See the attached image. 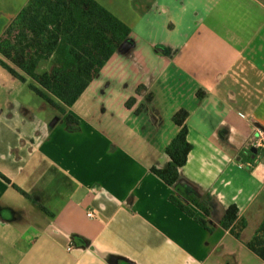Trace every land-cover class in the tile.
Masks as SVG:
<instances>
[{"label":"crops","instance_id":"0c3cea01","mask_svg":"<svg viewBox=\"0 0 264 264\" xmlns=\"http://www.w3.org/2000/svg\"><path fill=\"white\" fill-rule=\"evenodd\" d=\"M95 1L132 32L67 108L79 125L0 65V173L32 197L0 177V264H264L247 247L264 149L242 156L264 132V0ZM28 2L0 0V37ZM181 109L193 148L168 186L151 168L169 164ZM170 195L209 197L214 230ZM231 205L239 240L220 226Z\"/></svg>","mask_w":264,"mask_h":264},{"label":"trees","instance_id":"16d2710c","mask_svg":"<svg viewBox=\"0 0 264 264\" xmlns=\"http://www.w3.org/2000/svg\"><path fill=\"white\" fill-rule=\"evenodd\" d=\"M131 28L95 0H29L11 25L0 37V65L23 83L50 107L64 116L69 126L79 125V120L69 114L89 84L100 73L110 58L131 34ZM204 93L199 91V97ZM134 99L127 101L131 107ZM185 109L176 112L173 123L179 128L167 145L165 152L170 162L164 169L151 168V172L166 185L173 186L180 168L188 161L193 148L188 141ZM253 155L251 150L242 152ZM9 184L11 181L0 173ZM12 187L28 200L31 195L17 185ZM170 202L192 217L209 232L211 205L209 197L203 199L189 195L187 200L170 195ZM39 208L50 214L42 205ZM195 210L203 214L199 216ZM246 220L236 205L227 208L220 226L240 239ZM247 247L264 261V220Z\"/></svg>","mask_w":264,"mask_h":264},{"label":"built area","instance_id":"2783aa9c","mask_svg":"<svg viewBox=\"0 0 264 264\" xmlns=\"http://www.w3.org/2000/svg\"><path fill=\"white\" fill-rule=\"evenodd\" d=\"M255 148L257 150L264 149V132L258 130L257 134L250 140L249 148ZM248 167H252V164L248 163ZM88 217L94 218L95 214L91 211L88 212Z\"/></svg>","mask_w":264,"mask_h":264},{"label":"water","instance_id":"95a60500","mask_svg":"<svg viewBox=\"0 0 264 264\" xmlns=\"http://www.w3.org/2000/svg\"><path fill=\"white\" fill-rule=\"evenodd\" d=\"M251 152L254 153V154H256L257 153V149L251 148Z\"/></svg>","mask_w":264,"mask_h":264},{"label":"rangeland","instance_id":"374dc122","mask_svg":"<svg viewBox=\"0 0 264 264\" xmlns=\"http://www.w3.org/2000/svg\"><path fill=\"white\" fill-rule=\"evenodd\" d=\"M37 99L40 100V98H38V97H37ZM40 101H41V100H40ZM49 109H51V108L49 107Z\"/></svg>","mask_w":264,"mask_h":264}]
</instances>
